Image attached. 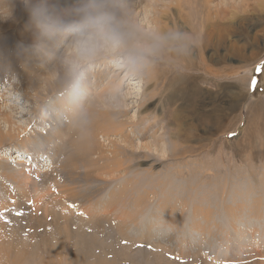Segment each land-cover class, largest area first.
<instances>
[{"label":"rangeland","instance_id":"374dc122","mask_svg":"<svg viewBox=\"0 0 264 264\" xmlns=\"http://www.w3.org/2000/svg\"><path fill=\"white\" fill-rule=\"evenodd\" d=\"M170 1L120 0L129 49L84 64L73 98L67 80L75 41L58 34L48 46L31 8L42 4L53 19L71 22L79 0H0V57L48 51L26 77L0 73V100L8 108L17 100L24 111L12 113L17 133H36L29 150L16 139L0 143V160L24 152L18 167L30 176H0L11 197L0 186V224L19 229L28 244L42 239V250L53 248L61 231L67 241L62 220L75 217L71 245L90 240L97 264H263L264 67L257 69L264 65V0ZM132 49L146 52L135 64ZM49 73L55 76L46 80ZM79 121L95 130L99 145L92 177L60 168L76 154ZM55 136L63 137L62 157L46 144ZM101 154L114 168H100ZM53 216L61 218L57 235Z\"/></svg>","mask_w":264,"mask_h":264},{"label":"bare ground","instance_id":"6f19581e","mask_svg":"<svg viewBox=\"0 0 264 264\" xmlns=\"http://www.w3.org/2000/svg\"><path fill=\"white\" fill-rule=\"evenodd\" d=\"M172 1V0H171ZM170 1V2H171ZM186 1V0H185ZM188 2V1H186ZM185 3V2H184ZM50 4V3H49ZM186 4V3H185ZM190 4V2H189ZM183 7V6H182ZM185 8V7H184ZM168 9V8H167ZM223 14V13H222ZM175 15V14H174ZM28 17V16H27ZM62 36H66V34L62 33L61 36H59L60 38H58V40H60L62 38ZM63 37V38H64ZM57 39H55V37L53 38H50L49 41L47 42L48 43V46L51 45L52 47H54L55 45H57ZM55 41V42H54ZM60 42V41H58ZM206 43V42H205ZM44 45V44H43ZM2 45L0 44V47ZM47 46V45H46ZM13 47V46H12ZM45 47V46H44ZM2 48V47H1ZM0 48V49H1ZM24 48V47H23ZM7 49V48H6ZM9 49V48H8ZM10 50V49H9ZM12 50V49H11ZM1 51V50H0ZM4 51V50H3ZM10 52V51H9ZM47 49L43 48V46L41 47V49H38L36 54L34 56H32L31 58L28 56V57H22V53L21 52H10L12 53L9 57H0V73H6L8 74V72H11L13 74H17V76L19 78H22V77H26L24 75L26 74H29L30 71H32L33 69L35 70V67H36V64H35V61L37 58H41L42 57L45 59V54L47 53ZM1 53V52H0ZM9 54V53H8ZM34 54V53H33ZM74 54V53H73ZM7 55V54H6ZM37 63V61H36ZM63 66V65H62ZM191 66V65H190ZM56 72V71H55ZM24 74V75H23ZM64 74V73H63ZM2 76V75H1ZM49 76L50 78L54 77L55 75H52V74H46L45 75V79L46 80H49V78L47 77ZM64 76V75H63ZM1 79V78H0ZM8 79V78H7ZM8 81H10V79H8ZM51 81V80H50ZM1 82V80H0ZM38 82L39 79H38ZM47 82V81H46ZM4 83V82H3ZM112 82H107V88L111 91V93L113 94H116V91H115V87H114V84H111ZM13 85V84H12ZM38 85V84H37ZM14 86V85H13ZM44 87V86H43ZM14 88V87H13ZM41 88V87H40ZM108 89H105V90H108ZM15 90V89H13ZM39 91V90H38ZM41 92V91H40ZM36 93V92H35ZM15 94V93H14ZM38 94V92H37ZM9 97H10V94H8ZM7 97L6 99H14L15 96H12L11 98ZM33 97V96H32ZM19 100V99H18ZM71 98H68V101L71 102ZM40 101V100H39ZM18 101L17 100H14L13 103H12V106L10 105L9 108L7 107V105L4 103L5 100H0V143H2L4 140L6 139H11V140H18L19 142V146H28L29 144H36L37 143V140H36V133H33V134H29L28 137L25 136V134H21V132H18L17 131L19 130V128H15V123L16 122H12V120L14 121V117L12 116V113L13 112H17L18 110V113L19 114H22L24 113L23 110H21V108L17 105H15V103H17ZM74 106L75 108L77 109V104L74 103ZM14 107V108H13ZM37 109V108H36ZM73 110V109H72ZM17 115V113H16ZM72 115H74L72 113ZM71 115V116H72ZM17 118V117H16ZM22 119V118H21ZM101 119V118H100ZM77 120V119H76ZM81 120V119H80ZM89 120V119H88ZM87 120V121H88ZM82 122V121H81ZM19 125V122L17 123ZM23 125V124H21ZM20 126V125H19ZM93 126V125H91ZM18 127V126H17ZM63 128V127H62ZM48 129V128H47ZM73 129V128H72ZM78 139H81L80 141H76L74 142V145H72V147L74 148V152L76 151V154L75 155H72L70 153V155L68 157H65L64 161L62 162V164L60 165V168L62 170V172L64 173H67V169L69 168L71 171H72V174L74 173H78L77 170H79L80 172L83 171L88 177H92V175L97 172V170H99V168H97V164L95 162V160H93L94 157V154L95 151L99 148V145H98V141L96 140L95 138V130L94 129H90L89 127H86L85 124H81L80 121H79V124H78ZM26 131V127L23 129V133ZM64 132V131H63ZM62 136H58L55 138H49V140L46 141V144L48 145L49 147V150L52 152H54V154L58 157H60L63 153V151L65 150L63 148V144H61V141H62ZM10 140V141H11ZM7 142V141H6ZM71 143V142H70ZM2 144H0L1 146ZM71 146V145H70ZM70 147V148H72ZM31 147L28 146L27 150H29ZM21 149V148H20ZM72 151V150H71ZM19 152H21L19 150ZM29 152V151H28ZM70 152V151H69ZM73 152V153H74ZM32 153V152H31ZM24 154L23 153H15L13 155H16L14 158H10V161L9 160H0V176L1 177H5L7 179L12 180V178L14 179V177L16 176H22V175H27L26 176V179H29L30 176L28 174H25V172L23 171V169H21L20 167H18L19 165H23L24 161H25V158L24 156L22 155ZM65 154V153H64ZM68 154V153H67ZM81 154V155H80ZM113 154V153H112ZM108 155V154H107ZM81 156V157H80ZM113 157V155H111ZM5 157H7L5 155ZM27 157V156H25ZM62 157V156H61ZM114 158V157H113ZM112 158V159H113ZM8 159V158H7ZM62 159V160H63ZM100 161H103L105 163L104 166L100 167L102 170H104L103 168H106V169H109L110 166H112L114 168L115 164L112 163L110 164L109 166V163L108 161L105 159V157L103 156V154H101L100 156ZM111 159V160H112ZM17 160V161H16ZM109 160V159H108ZM110 160V161H111ZM9 161V162H8ZM13 161H16L14 163L17 164H11L13 166H16V167H12L9 165V163L13 162ZM56 162V161H55ZM28 163V162H27ZM57 164V163H56ZM55 164V166H56ZM79 164L78 168H77V165ZM36 165V164H35ZM100 165V164H98ZM27 167V166H26ZM54 167V166H53ZM99 167V166H98ZM29 168V167H28ZM31 171V170H30ZM44 175V174H43ZM62 175V174H60ZM69 175V174H67ZM42 177V176H41ZM71 177V175H70ZM21 178V177H20ZM37 182V181H36ZM41 182V181H40ZM45 181L42 182V186L45 185ZM17 185V184H16ZM0 186H2V189L4 190L5 189V193L7 195V197L10 195L9 192H8V188H7V184H5L4 182L0 181ZM46 187V186H44ZM51 187V186H50ZM27 189V188H26ZM45 189V188H43ZM26 192V190L24 191ZM23 193V192H22ZM49 192H47L48 194ZM27 194V193H26ZM43 195V194H42ZM57 195V194H56ZM63 195V193H62ZM86 195V194H85ZM13 196V195H12ZM45 196H49V195H46ZM43 195V197H45ZM174 196V195H173ZM19 197V196H18ZM24 197V196H23ZM8 198H11V197H8ZM26 198V197H25ZM48 198V197H47ZM56 198V197H55ZM59 198V197H57ZM56 198V199H57ZM90 198V197H89ZM13 199V197H12ZM59 200V199H58ZM65 200V199H64ZM63 200V201H64ZM90 200V199H89ZM8 201V200H7ZM6 201V202H7ZM15 201V200H14ZM21 201V200H20ZM24 201V200H23ZM87 201V200H86ZM120 201V198H117L116 200H113V204H116ZM55 204L57 202L54 201ZM18 201L16 202V205L20 204L18 203ZM22 203V201H21ZM24 203V202H23ZM22 203V204H23ZM71 203V202H70ZM36 204V203H35ZM40 204V203H39ZM54 204V203H53ZM63 204V203H62ZM3 205H6V204H3ZM58 205V204H57ZM8 206V205H7ZM19 206V205H18ZM21 206V205H20ZM24 206H25V203H24ZM34 206V205H33ZM51 205L47 206V210L49 211V207ZM66 206V205H65ZM63 206V207H65ZM83 207V205H81ZM6 207V206H4ZM68 207V206H66ZM7 208V207H6ZM19 208V207H18ZM17 208V209H18ZM22 208V207H20ZM33 208V207H32ZM54 208V206H52L50 209L52 210ZM1 209V207H0ZM43 209V208H42ZM63 209V208H62ZM61 209V211H62ZM67 209V208H66ZM65 209V210H66ZM69 209V208H68ZM20 210V209H19ZM25 210V209H24ZM35 210V209H33ZM50 210V211H51ZM57 210V209H56ZM71 210V208H70ZM4 211V210H3ZM1 212V216L4 218L3 214L4 212ZM55 211V210H54ZM121 211H123L121 209ZM27 212V211H25ZM39 212V211H38ZM60 212V211H59ZM64 212V211H62ZM66 212V211H65ZM87 212V211H86ZM16 213V212H15ZM24 213V212H23ZM35 213V212H34ZM37 213V212H36ZM47 213V211H46ZM56 213V212H55ZM74 213V212H73ZM82 213V212H81ZM18 214V213H16ZM63 214V213H62ZM109 214V213H108ZM28 215V214H27ZM50 215L49 213L46 214L45 216H48ZM60 215V214H59ZM66 215V214H65ZM73 215V214H71ZM15 216V215H14ZM30 216V215H29ZM56 216V214H55ZM55 216L52 217L53 219V227H56L54 229V234L53 235H57V232H59V228H57L58 224V220L61 219V218H55ZM64 216V214L62 215ZM74 216V215H73ZM8 217V216H7ZM61 217V216H60ZM65 217V216H64ZM31 218V217H30ZM29 218V220H30ZM33 218V217H32ZM63 218V217H62ZM66 218V217H65ZM68 218V217H67ZM81 218V217H80ZM85 218V217H84ZM9 219V217H8ZM22 219V218H21ZM24 219V218H23ZM47 219V218H46ZM5 220V219H4ZM3 220V221H4ZM26 220V219H24ZM28 220V219H27ZM35 220V219H34ZM73 220H76L75 217L72 218V219H64L63 218V223L64 225V228L68 230V234H67V237H68V240L66 241L64 236L61 235V232L59 234V237L60 239L58 238V241H57V244H55L56 246L55 247H51L49 246L50 243H47V249L44 251L41 249V247L43 246L42 244V239L37 241L36 243H29L22 239L21 235L19 232H16L18 231V227L16 230V227L14 230H12V227H8L7 225L9 224H0V264H31V263H34V264H97L95 262V259L97 258L96 255L94 254V252L92 253V249L90 247V240L88 239H84V238H81L78 242L74 243L71 245V243H73V238L71 237V231L69 230V228L72 226V225H75L73 223H71ZM82 220V219H81ZM1 221V219H0ZM2 221V222H3ZM6 221V220H5ZM9 221V220H8ZM19 221V220H18ZM44 221V220H43ZM78 221V220H76ZM1 222V223H2ZM84 221H82L83 223ZM88 222V221H87ZM8 223V222H7ZM18 223V222H16ZM29 225H31V227H34V223L33 221H29ZM42 223V222H41ZM86 223V222H85ZM90 223V222H89ZM19 224V223H18ZM22 224V223H21ZM55 224H57V226H55ZM82 225V224H81ZM87 225V224H86ZM85 225V226H86ZM99 225V224H98ZM38 226H39V223H38ZM60 227V226H59ZM74 227V226H73ZM78 227V226H77ZM94 227V226H93ZM11 228V229H10ZM28 228V227H27ZM37 228H40V227H37ZM48 228V227H46ZM99 228V226H98ZM29 229V228H28ZM45 230V228H43ZM51 229V228H50ZM89 229V228H88ZM92 229V228H91ZM79 230V229H77ZM21 231V229H20ZM92 231V230H90ZM22 232V231H21ZM26 232V231H25ZM39 232V231H38ZM43 232V231H42ZM64 232V231H63ZM86 234L88 233L87 232V228L85 229L84 231ZM95 232V231H94ZM31 232L28 231V234H30ZM33 233V231H32ZM98 233V232H97ZM76 234V233H75ZM78 235V234H77ZM154 236V235H153ZM24 237V236H23ZM26 237V236H25ZM51 238V236H49ZM96 237V236H95ZM34 239L35 236L33 237ZM33 238H32V241H33ZM151 238V237H150ZM47 239V238H46ZM49 239V238H48ZM78 239V238H77ZM153 239V238H152ZM52 240V239H51ZM95 240V238H94ZM45 241V239H44ZM56 241V240H55ZM34 242V241H33ZM49 242V241H48ZM53 242V241H52ZM45 243V242H44ZM96 243V242H95ZM66 245H68V247H66ZM73 246H76V247H73ZM74 248V249H73ZM73 249V250H72ZM35 251V252H33ZM59 251H62V253L60 254ZM45 252V254L43 253ZM98 254V253H97ZM145 254V253H144ZM143 254V255H144ZM261 254V252L259 253ZM117 257V256H115ZM136 257V256H135ZM143 257V256H142ZM128 258V257H127ZM108 261V260H107ZM116 261V260H115ZM257 262V261H256ZM261 262L264 264V259L261 260ZM108 264H111L110 261H108ZM259 264V263H258Z\"/></svg>","mask_w":264,"mask_h":264},{"label":"clouds","instance_id":"9594fccd","mask_svg":"<svg viewBox=\"0 0 264 264\" xmlns=\"http://www.w3.org/2000/svg\"><path fill=\"white\" fill-rule=\"evenodd\" d=\"M74 13L78 19L65 22L53 19L42 4L31 8V18L43 35L52 38L68 33L75 41L76 59L69 66L67 80L73 98L80 92L82 66L102 52L128 50L131 39L120 16V0H79ZM145 55L143 50L132 49L129 62L135 64Z\"/></svg>","mask_w":264,"mask_h":264},{"label":"snow or ice","instance_id":"6c2138e0","mask_svg":"<svg viewBox=\"0 0 264 264\" xmlns=\"http://www.w3.org/2000/svg\"><path fill=\"white\" fill-rule=\"evenodd\" d=\"M261 67H264V65H261L260 67H258L257 71H259ZM252 83H253V86H255V84H256L255 79H253Z\"/></svg>","mask_w":264,"mask_h":264},{"label":"trees","instance_id":"16d2710c","mask_svg":"<svg viewBox=\"0 0 264 264\" xmlns=\"http://www.w3.org/2000/svg\"><path fill=\"white\" fill-rule=\"evenodd\" d=\"M256 81V80H255ZM259 83V81H256V84L255 85H257Z\"/></svg>","mask_w":264,"mask_h":264}]
</instances>
